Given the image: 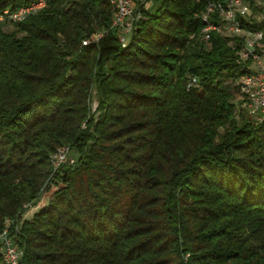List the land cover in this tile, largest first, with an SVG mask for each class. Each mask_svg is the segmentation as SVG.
Here are the masks:
<instances>
[{"label": "trees", "instance_id": "obj_1", "mask_svg": "<svg viewBox=\"0 0 264 264\" xmlns=\"http://www.w3.org/2000/svg\"><path fill=\"white\" fill-rule=\"evenodd\" d=\"M40 1L0 20V229L21 264H264V124L236 116L241 39H202L212 0H158L125 46L109 0L0 15ZM63 145L64 186L20 221Z\"/></svg>", "mask_w": 264, "mask_h": 264}, {"label": "built area", "instance_id": "obj_2", "mask_svg": "<svg viewBox=\"0 0 264 264\" xmlns=\"http://www.w3.org/2000/svg\"><path fill=\"white\" fill-rule=\"evenodd\" d=\"M113 8L112 27L117 28L119 40L125 46L126 36L131 34L134 21L140 14L134 13V0H109ZM44 5L43 1L14 11L4 10L0 20L7 18L12 22L23 20L28 14L36 12ZM215 15V23L209 22ZM201 18L206 22L202 29V39L207 40L211 31H216L225 37H239L241 46L237 51L238 63H244L240 74L235 78L237 89L235 102L242 108L245 119L252 125L264 124V30L249 29V24L264 25V0H212L209 1ZM106 34V31L96 33L95 40ZM90 40H84L87 44ZM198 86L195 79L188 86ZM71 148L63 145L55 149L50 157L52 173L61 167L72 166L76 159L70 156ZM13 221L6 219V226L0 229V257L2 264H21L22 250L15 244L10 234Z\"/></svg>", "mask_w": 264, "mask_h": 264}, {"label": "rangeland", "instance_id": "obj_3", "mask_svg": "<svg viewBox=\"0 0 264 264\" xmlns=\"http://www.w3.org/2000/svg\"><path fill=\"white\" fill-rule=\"evenodd\" d=\"M157 4H158V0H134L133 10L134 12L137 11L138 13H140L141 10L152 11L154 10ZM8 28L10 27L9 26L6 27V29ZM95 35L96 34L91 35L88 39H85V40H90V42H88L87 44L98 41L95 40ZM129 36L130 34L126 36V41L129 40ZM89 103H90V113L94 114V116H97L99 114V112H97L98 96L96 93L95 86H92L91 88ZM236 116L238 119L245 121L244 111L242 108L238 107V105L236 107ZM70 156L74 157V159H77L79 157V154L74 149L70 151ZM66 168H67L66 166L61 167L56 173L48 177V179L44 183L41 197H39L34 202L25 205L24 207L25 211L22 213L20 221H23L25 219H30L32 215L39 210V208L45 206L47 202L51 201L54 198L55 193L64 186L63 176L65 174L64 170Z\"/></svg>", "mask_w": 264, "mask_h": 264}, {"label": "crops", "instance_id": "obj_4", "mask_svg": "<svg viewBox=\"0 0 264 264\" xmlns=\"http://www.w3.org/2000/svg\"><path fill=\"white\" fill-rule=\"evenodd\" d=\"M33 216V215H32Z\"/></svg>", "mask_w": 264, "mask_h": 264}]
</instances>
